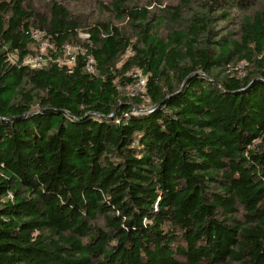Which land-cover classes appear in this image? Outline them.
<instances>
[{
    "label": "trees",
    "instance_id": "obj_1",
    "mask_svg": "<svg viewBox=\"0 0 264 264\" xmlns=\"http://www.w3.org/2000/svg\"><path fill=\"white\" fill-rule=\"evenodd\" d=\"M92 1L0 0V264H264V0Z\"/></svg>",
    "mask_w": 264,
    "mask_h": 264
},
{
    "label": "rangeland",
    "instance_id": "obj_2",
    "mask_svg": "<svg viewBox=\"0 0 264 264\" xmlns=\"http://www.w3.org/2000/svg\"><path fill=\"white\" fill-rule=\"evenodd\" d=\"M28 2L32 3L33 5H42L45 4L47 0H27ZM105 2L107 3V0H105ZM78 9L80 11L85 12L87 15L90 14H95V12L93 11V1L92 0H80V4L79 6L77 5ZM97 11L100 13V11L97 9ZM39 35L36 37V47L38 46V51H40L41 54H39V56L37 57H33L34 61L32 62V66H39V65H43L45 64V60L43 58V56L45 57V55H47V48H48V43L44 41L43 36L44 34L41 32H37ZM82 38L85 39L86 36L82 35ZM36 52V50H34ZM77 52V49L73 46H70L67 49V52L65 53V55L63 56V58L61 59V63L62 64H67V65H72L70 62V57L75 54ZM131 55V53H127L126 57L128 58ZM42 57V58H41ZM17 59L16 56H11V61L15 62ZM131 93L136 94V92L134 91V89H130Z\"/></svg>",
    "mask_w": 264,
    "mask_h": 264
},
{
    "label": "built area",
    "instance_id": "obj_3",
    "mask_svg": "<svg viewBox=\"0 0 264 264\" xmlns=\"http://www.w3.org/2000/svg\"><path fill=\"white\" fill-rule=\"evenodd\" d=\"M38 35H39V34L36 33V35H35L34 37L36 38ZM33 61H34L33 58H28V59H26L25 63L28 64V65H31ZM74 61H75V57H74V54H73V55L70 57V62H71V64H73ZM93 63H94L93 60H90V63H89V66H88V70H89V71H93V70H94ZM40 66H41V65H39L38 67H40ZM33 67H34V66H33ZM35 67H37V66H35ZM145 84H146V81H145L144 79H142V80H140L139 83H137L136 87L142 90V88H144Z\"/></svg>",
    "mask_w": 264,
    "mask_h": 264
}]
</instances>
